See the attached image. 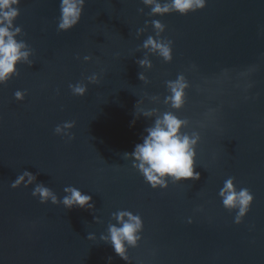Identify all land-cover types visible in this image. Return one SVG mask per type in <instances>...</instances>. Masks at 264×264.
<instances>
[{
  "label": "water",
  "instance_id": "95a60500",
  "mask_svg": "<svg viewBox=\"0 0 264 264\" xmlns=\"http://www.w3.org/2000/svg\"><path fill=\"white\" fill-rule=\"evenodd\" d=\"M18 8L17 39L34 54L31 66L18 64L19 75L0 85V264H107L109 256L111 264H129L99 240L121 209L143 221L141 240L128 249L131 264H264V0H207L194 12L163 16L147 15L142 0H85L67 31H57L59 0H20ZM152 19L166 26L161 36L173 42L172 60L150 54L152 67L144 69L136 60L154 35ZM94 72L99 82L88 83ZM178 73L190 87L176 114L189 119L187 131L200 132V178L153 189L123 153L154 119L135 116L137 101L169 110L164 82ZM77 81L87 85L83 96L68 88ZM18 89L27 90L22 101L14 98ZM64 121H75L72 140L53 133ZM25 169L58 197L66 185L80 188L93 209L42 204L33 185L12 188ZM229 176L253 195L239 224L218 196Z\"/></svg>",
  "mask_w": 264,
  "mask_h": 264
},
{
  "label": "clouds",
  "instance_id": "9594fccd",
  "mask_svg": "<svg viewBox=\"0 0 264 264\" xmlns=\"http://www.w3.org/2000/svg\"><path fill=\"white\" fill-rule=\"evenodd\" d=\"M19 3L20 0H0V85L6 84L13 76L19 75L18 64L23 63L28 66L33 64L30 57L34 54V50L23 39H17V36L22 33L21 27L14 24L15 18L19 15ZM142 3L150 9L147 13L149 16H163L173 12L185 15L204 8L207 0H142ZM84 4L85 0H59L57 31H67L77 25ZM150 23L154 35H148L139 45L145 52L143 58L136 60L140 68L144 69L152 67L150 54L159 56L165 62L172 60L173 42L161 36L166 26L157 19H152ZM148 24L149 21L146 20L145 28H138L136 35L140 36ZM91 59L89 55L83 56L85 62ZM222 71L226 77L228 70ZM240 75L245 76L247 72H242ZM85 79L88 83L99 82L98 74L95 72ZM138 79L148 83L144 72H138ZM164 83L168 94L164 96L162 102L168 106L169 110L163 112L156 108L145 110L138 107L140 101H137L135 116L143 115L146 118L154 117V119L149 126L144 128V134L141 136L142 142L136 143L131 152L123 153V158L131 161L132 168L136 169L144 182L153 189H166L169 182L175 184L200 178V173L195 171L196 146L201 139L200 132L187 131L189 119L181 118L176 114V111L185 105L186 89L190 87L189 82L183 73H178L174 80H166ZM248 87H251L250 83L245 84V88ZM68 88L73 95L77 96H83L87 91V85L81 81L75 84L69 83ZM26 92V89H18L13 93L14 98L22 101ZM150 99L160 102L159 96L154 95ZM197 123L200 127L205 126L201 122ZM74 124L75 121H64L54 127L53 133L72 140L73 134L69 130ZM36 181V175L25 169L16 176L10 186L16 188L21 184L25 187L33 185L31 195L37 197L42 204L47 202L53 205L62 204L66 209L73 207L93 209L94 207L91 195L76 186H64V195L58 197L52 188L43 182ZM234 181L235 177L232 176L225 179L218 196L225 209L235 210L233 222L239 224L249 211L253 195L246 187L237 190ZM111 216L115 223H108L106 233H101L99 240L109 244L116 255L131 264L128 249L137 247L142 238V218L139 214H134L127 209L117 210ZM94 220L97 221L98 217H94ZM187 222L192 223V217H188ZM87 239L95 240L96 235L89 233ZM111 260V256L107 257V264H111Z\"/></svg>",
  "mask_w": 264,
  "mask_h": 264
}]
</instances>
